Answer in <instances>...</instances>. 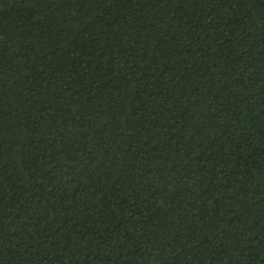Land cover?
Masks as SVG:
<instances>
[{
  "label": "trees",
  "instance_id": "trees-1",
  "mask_svg": "<svg viewBox=\"0 0 264 264\" xmlns=\"http://www.w3.org/2000/svg\"><path fill=\"white\" fill-rule=\"evenodd\" d=\"M0 264H264V0H0Z\"/></svg>",
  "mask_w": 264,
  "mask_h": 264
}]
</instances>
